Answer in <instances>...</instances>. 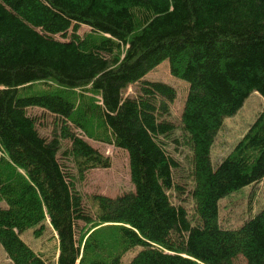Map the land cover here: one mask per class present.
I'll use <instances>...</instances> for the list:
<instances>
[{
  "label": "trees",
  "instance_id": "16d2710c",
  "mask_svg": "<svg viewBox=\"0 0 264 264\" xmlns=\"http://www.w3.org/2000/svg\"><path fill=\"white\" fill-rule=\"evenodd\" d=\"M163 61L188 84L179 124L168 118L175 88L145 79ZM252 92L264 99V0H0L4 253L12 264H120L140 247L128 264H264V206L238 228L218 223L220 199L264 178V114L229 156L210 160L224 118ZM46 115L49 135L38 127ZM78 129L125 151L134 186L93 195L95 212L69 163H109ZM187 179L192 215L172 201ZM47 218L54 263L20 238L30 227L41 235ZM81 223L107 225L83 241Z\"/></svg>",
  "mask_w": 264,
  "mask_h": 264
},
{
  "label": "rangeland",
  "instance_id": "374dc122",
  "mask_svg": "<svg viewBox=\"0 0 264 264\" xmlns=\"http://www.w3.org/2000/svg\"><path fill=\"white\" fill-rule=\"evenodd\" d=\"M88 28L84 25L80 26L79 33L82 35ZM145 79L158 80L168 83L176 90V98L170 104L171 114L168 117L173 122L179 124V119L184 106V100L187 94L188 84L183 80H180L171 75L169 71L168 62L164 61L159 64L154 70L145 75ZM136 88L133 85H129L125 91V95L134 96ZM36 114H40V110H34ZM264 114V99L258 93H251L244 101L242 107L232 116L226 117L223 120V124L220 130L216 133L214 142L210 149V160L213 167L229 156L235 145L242 139L245 133L249 130L255 120ZM53 117L46 115L40 117L41 122H38V127H41L43 123L42 134H50L53 129ZM76 133H79L84 139H86L94 148L98 150L101 155L107 159L108 167H90L83 171L76 165L69 163L73 169L71 172L74 174L76 190L83 198L85 205L90 211L95 212L93 195L102 194L108 196H117L125 192H130L133 186L130 182L129 166L127 155L122 149H118L113 145L107 143L104 140H98V138H88L85 133L80 132L79 129ZM181 131L178 128L175 135H180ZM95 135V134H94ZM69 147V142L66 144ZM182 154L178 156V159L183 162L182 172L189 174V149L183 148ZM177 156L178 154H174ZM178 172L176 173V177ZM193 180H186L185 193L181 197H174L175 192L171 194L173 202H179L184 199L183 204L188 210V213L192 215V200L189 197V193L193 189ZM171 193V192H170ZM4 207L5 204H0ZM264 206V178L256 184L245 186L239 190H236L227 196L223 197L218 202V221L222 228H238L246 220L253 217ZM248 218V219H247ZM45 229L39 236H35V228H29L23 231L20 238L24 243L31 247L34 251L40 252L44 257H47L52 263L56 260L57 254V242L55 239V233L52 231L47 220L44 223ZM101 225H84L81 223L82 233L84 234L83 241H85L89 234L96 229L103 227ZM140 250V247H135L128 251L121 260L120 264H128L130 259ZM0 264H12L7 258L0 246Z\"/></svg>",
  "mask_w": 264,
  "mask_h": 264
}]
</instances>
